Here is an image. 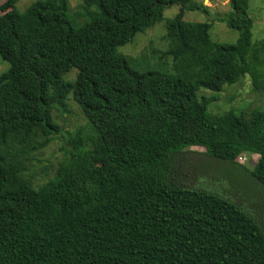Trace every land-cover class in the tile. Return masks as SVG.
Here are the masks:
<instances>
[{"label":"trees","instance_id":"trees-1","mask_svg":"<svg viewBox=\"0 0 264 264\" xmlns=\"http://www.w3.org/2000/svg\"><path fill=\"white\" fill-rule=\"evenodd\" d=\"M99 11L74 27L67 0L0 5V264H264V230L234 203L178 186L171 155L201 147L236 164L258 160L264 186V110L212 115L214 98L247 76L264 98V41L252 44L249 0H229L232 45L183 20L191 0H86ZM171 72H139L117 51L163 19ZM76 69L74 81L64 79ZM71 96L87 130L71 136L53 176L34 187L32 155L58 131L51 112Z\"/></svg>","mask_w":264,"mask_h":264},{"label":"rangeland","instance_id":"rangeland-1","mask_svg":"<svg viewBox=\"0 0 264 264\" xmlns=\"http://www.w3.org/2000/svg\"><path fill=\"white\" fill-rule=\"evenodd\" d=\"M5 0H0V5ZM34 0H17V11L23 12ZM229 0H191L198 7L186 11L183 20L189 23H206L210 26L209 37L212 43L232 45L238 38V32L226 26L225 18L232 11ZM69 16L74 27L80 26L99 11L96 6L86 0H67ZM179 11L178 6L165 8L161 22L151 28L134 35L131 42L118 47L117 51L132 61V66L139 71L158 70L171 72L168 66L158 64L153 51H166L169 42L166 38L164 25ZM0 14H2L0 12ZM248 16L252 19V44L264 41V0H249ZM264 70V54L262 55ZM9 66L0 58V75ZM76 69L64 76L67 81H74ZM198 97L214 98L208 110L212 115H220L231 109L264 110V98L252 90L247 76L238 83L225 85L220 92L200 89ZM65 107L56 106L51 112L53 122L58 131L51 142L41 151L32 155V161L27 164L24 176L31 178L34 187L40 186L53 176L58 162H61L72 148L69 144L71 136L78 129L87 130V122L71 96L65 102ZM173 160L172 176L175 183L183 188L205 189L229 200L256 220L264 230V186L258 183L251 172L258 156L243 153L231 164L221 159L207 155L201 147H189L177 154L171 155Z\"/></svg>","mask_w":264,"mask_h":264},{"label":"crops","instance_id":"crops-1","mask_svg":"<svg viewBox=\"0 0 264 264\" xmlns=\"http://www.w3.org/2000/svg\"><path fill=\"white\" fill-rule=\"evenodd\" d=\"M228 3H229V1H228Z\"/></svg>","mask_w":264,"mask_h":264}]
</instances>
